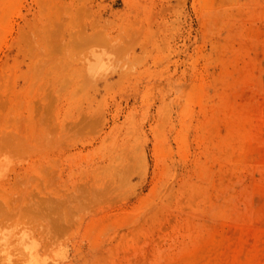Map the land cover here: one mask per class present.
<instances>
[{
	"label": "rangeland",
	"instance_id": "rangeland-1",
	"mask_svg": "<svg viewBox=\"0 0 264 264\" xmlns=\"http://www.w3.org/2000/svg\"><path fill=\"white\" fill-rule=\"evenodd\" d=\"M3 154L67 264H264V0H0Z\"/></svg>",
	"mask_w": 264,
	"mask_h": 264
},
{
	"label": "bare ground",
	"instance_id": "bare-ground-1",
	"mask_svg": "<svg viewBox=\"0 0 264 264\" xmlns=\"http://www.w3.org/2000/svg\"><path fill=\"white\" fill-rule=\"evenodd\" d=\"M5 229L9 231H5ZM43 231L44 225L41 222L37 224L35 220H18L8 207L0 206V233H3L0 235V252L14 256V264H26L30 256L37 260L50 256L51 246H54L56 242L59 245L61 241L54 239L53 243L49 242V245L44 247L41 234ZM21 233H27V238L22 237ZM33 240L36 241V245H32ZM25 245L31 246L30 253L25 251Z\"/></svg>",
	"mask_w": 264,
	"mask_h": 264
},
{
	"label": "clouds",
	"instance_id": "clouds-1",
	"mask_svg": "<svg viewBox=\"0 0 264 264\" xmlns=\"http://www.w3.org/2000/svg\"><path fill=\"white\" fill-rule=\"evenodd\" d=\"M113 56L106 50L91 49L89 57L84 59L86 71L90 77L96 78L101 74H106L112 68L111 61ZM127 59V58H125ZM122 69L129 70V65L124 63ZM134 70V68L132 69ZM13 160L7 155H0V179H3L13 166ZM5 231H9L5 229ZM3 233H0L2 235ZM21 236L27 238V233H21ZM32 245H36V241H32ZM31 246L25 245V251L31 252ZM70 248L64 243H60L53 251L51 256L43 257L37 260L35 257L30 256L26 264H67L69 259ZM0 264H14L15 257L4 252H0Z\"/></svg>",
	"mask_w": 264,
	"mask_h": 264
}]
</instances>
